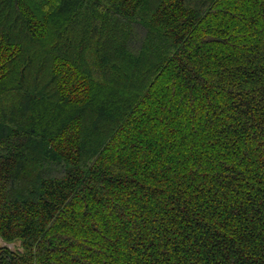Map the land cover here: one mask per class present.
Here are the masks:
<instances>
[{"label":"trees","instance_id":"16d2710c","mask_svg":"<svg viewBox=\"0 0 264 264\" xmlns=\"http://www.w3.org/2000/svg\"><path fill=\"white\" fill-rule=\"evenodd\" d=\"M0 264H264V0H0Z\"/></svg>","mask_w":264,"mask_h":264},{"label":"rangeland","instance_id":"374dc122","mask_svg":"<svg viewBox=\"0 0 264 264\" xmlns=\"http://www.w3.org/2000/svg\"><path fill=\"white\" fill-rule=\"evenodd\" d=\"M10 246H11L12 248H14V244H11Z\"/></svg>","mask_w":264,"mask_h":264}]
</instances>
